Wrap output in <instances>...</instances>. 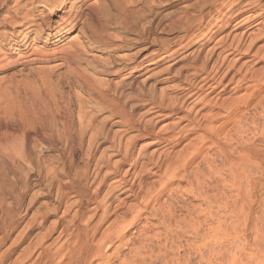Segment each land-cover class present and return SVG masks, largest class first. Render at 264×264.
I'll return each mask as SVG.
<instances>
[{
	"label": "rangeland",
	"instance_id": "1",
	"mask_svg": "<svg viewBox=\"0 0 264 264\" xmlns=\"http://www.w3.org/2000/svg\"><path fill=\"white\" fill-rule=\"evenodd\" d=\"M66 4L63 12L69 8L70 4ZM214 4L216 0H95L98 19L96 15L95 19H89L82 14L81 20L64 37L55 38L51 35L55 31V21L65 13L46 14V9L33 5L31 0H0L1 36L12 34L20 40L21 35L15 31L17 27L9 21L17 19L27 8L44 28L40 37L34 32L28 33L27 42L49 48L61 45L64 38L77 34L84 43L79 64L75 66L63 62L51 72L48 68L57 62L13 64L0 69L1 84L10 82L9 77L13 80L8 84L21 80L14 85L21 93L26 90L29 94H34L35 89L31 87L37 86L34 97L38 99V91L41 92L40 97L44 98L41 99L44 103L42 109L45 117L51 120L44 123L46 131L39 127L40 134L34 130L31 131L33 134L30 133L29 151L33 154V162L40 163L42 175L34 172L24 178L7 160L2 159L0 164V230L6 222L14 224L4 243L0 244V258L3 255L0 264L20 262L28 243L33 244L45 232L49 231L42 240L43 245L55 244L58 232L66 227L75 210L85 219L92 204L81 199L76 206L77 191L91 194L90 190L105 174L101 186L104 191L107 182L115 180L128 167L127 162L118 164L121 171L113 169V163L122 159L124 148L129 150L132 159L138 154L144 162L154 161L164 154L173 157L190 149L198 132L188 133L165 146L151 144L155 133L169 136L176 130L177 117L170 112L169 102L185 93L181 86L187 83L186 80H195L192 74L198 64L211 54L213 62L221 50V39L225 42L242 40L247 44L257 33L260 21H264V14L259 19L240 20L244 14L219 29L214 26L203 28L201 39H192L176 52L169 53L171 55L159 58L160 54H168L178 44L176 39L179 36L195 31L189 23L201 18ZM72 5L77 6L76 0ZM17 6L22 8V12ZM223 7L230 11L233 8L229 1H225ZM96 19L101 24L97 34L94 28ZM256 41L254 50L264 43ZM252 53L238 59L236 66L244 65L258 71L260 78L264 75V54L256 58L251 56ZM126 65H134V73L128 72ZM131 74L136 76L132 80L129 79ZM36 76L40 80H36ZM19 86L24 87L23 90ZM234 86L235 83H230L225 92L217 88L205 99L211 102L196 105L191 116L205 123L212 114L215 117L213 126L220 124L225 119V112L220 107L222 101L238 98L254 89L250 87L249 90L246 84L238 88ZM263 95L264 85L253 97L251 105L241 108L236 122L241 126L238 132L235 131V123L226 126L232 137V148L235 149L236 141L255 142L256 148L264 153V103H256ZM203 106L205 108L200 109ZM125 117L129 123H124ZM185 123L182 121L179 126ZM146 126L154 133L142 131L139 135L134 132V129ZM132 135L135 138L129 144L127 136ZM33 142L38 144L35 149ZM125 143L131 149L124 146ZM224 162V157L215 147L204 145L199 156L183 170V176L175 177L160 187L162 192L158 201L150 204L165 212L170 206L173 210V215L168 216L170 219L160 226L161 213L147 207L134 224L124 229L119 259L112 258V264H119L122 258H130L132 250L138 246H144L141 250L143 258L138 260L140 264H264V170L253 163L249 172L244 171L248 172V179L253 183L252 187L246 188V194L247 179L241 176L234 180ZM147 166L152 167L151 163ZM49 167L54 168L51 175L45 172ZM59 168L61 170L57 171ZM138 170L139 167H135L130 173L137 174ZM109 171L113 173L108 174ZM154 171L157 168L140 175L139 179L157 187L160 177L159 172ZM133 176L129 174L127 178L133 180ZM70 179L76 181L74 191L68 188L66 180ZM60 186L67 190L61 201L57 192ZM242 198L248 200L249 210L237 211L236 204ZM139 200V196L129 195L124 188L115 191L108 199L112 205L108 207V215L97 226L94 240L115 219L118 221L125 216L129 220L132 212L128 208ZM64 209H67L66 213H63ZM18 236L22 241L14 244ZM118 243H114L108 253L114 252Z\"/></svg>",
	"mask_w": 264,
	"mask_h": 264
},
{
	"label": "bare ground",
	"instance_id": "2",
	"mask_svg": "<svg viewBox=\"0 0 264 264\" xmlns=\"http://www.w3.org/2000/svg\"><path fill=\"white\" fill-rule=\"evenodd\" d=\"M225 1H229V5L233 6L231 11L228 8L223 7ZM263 1L264 0H216V4L207 8L205 13L203 12L204 14L201 18L191 21L190 23L188 22L190 27L195 28V31L189 32L188 35L186 33V35L179 36L176 39L179 41L175 46L176 48H171L168 54L163 52L160 54L159 58L171 55L169 53L176 52L178 48L185 46V44L192 39L196 41L201 39L204 35L203 28L206 29L214 26L216 27L215 29H219L223 25H227L231 20L244 14L245 16L240 20L247 21L248 19L252 20L261 18L264 14ZM31 2L33 5L36 4L40 6L41 9H46V14L49 15L62 11V9L67 6L66 3L70 4L67 12L62 11L65 13V16L61 15L59 16V19L55 21L56 24L53 27L55 31L51 34L55 38L64 37V34L71 30L76 23L81 20L83 17L82 14H86L89 19H95V15L97 17L98 13L95 0H76L77 6L72 5L73 0H31ZM18 7L19 6H17V9H19ZM21 9L19 10L21 11ZM205 18H207V20H205ZM9 22L10 24L12 22V25L17 27L15 31L21 35V38L18 40L12 34L7 35L6 37L0 35V69H4L5 67L13 64L26 65L29 63L57 62L54 66H49L50 68H48V71L51 72V70H54L63 62L68 66H75L79 64L78 60L80 59V53L83 52L82 50L84 48V43L78 39L79 35L74 34L70 38H64L63 41H65L61 45L45 48L34 42L31 44L26 40L28 33L34 32L38 37L42 36L44 33L42 23H38L36 21L35 15L31 12V10H27L26 8V11H23L17 19ZM238 22L239 21H236V23ZM96 23L97 26L94 28L96 30L95 33L97 34V31H100L101 24L98 20L95 22V25ZM80 31H83V29ZM255 41L260 43L264 41L263 19L260 21L257 33L252 36L250 40H248L247 44L243 43L242 40L235 41L231 39L230 42H225L224 39H221V45L219 46L221 50L217 52L216 58L213 62H211V54V56L206 57L203 63L198 64L199 66L195 67V71H193L194 73L192 74L195 80H192V78L188 81L186 80L187 83L181 86V90L185 91V93H181L179 97L172 99L169 102L168 106L170 107V112L176 114L177 117V121L175 122L176 130L169 136H161L158 133H155L154 138L151 140V144L161 143L165 146L170 142L176 141L178 138H184V136H187L188 133L198 132L188 151L181 152L173 157L164 154L158 156L154 161L151 160L150 162H144L140 160V155L138 154L134 159H132L129 150L124 148L125 150L122 154V159L113 163V169L115 172L121 171L122 169H119L118 164L125 165L127 162L128 167L123 170L122 173L120 172L121 174L116 176L115 180L107 182V187L104 191L101 190V186L105 181L103 179L105 174H102L101 179L97 182L93 189L90 190L91 194L84 190L79 191L77 189L78 200H76L74 204L78 206L81 199H84L87 203L92 204V206L88 209L86 218H81L79 216V211L75 210L71 218L67 221L66 227H63L58 232L55 244L46 247L43 245L42 240L48 235L49 231L48 233L45 232L43 236L36 240L33 244L28 243V246L23 251L24 253L21 261L17 264H92L97 260H103L99 264H112V258L117 257L119 259V252L122 247L120 241L124 234V229L127 225L134 224L147 207H151V210L155 212L159 211L161 213L160 226L164 225L166 219H170L169 217L173 215V210L170 206L167 207L165 212L160 207L155 208L150 204L158 201L162 192L159 189L160 187H162L165 183L173 181L175 177L183 176V170L199 156L202 147L206 144L209 147H215L219 154L224 157V163L234 180H236L237 177L241 178V176L247 179L245 186V192L247 194L246 188L253 186L252 180L248 179V172L253 163H257L260 166L261 171L264 170V153L262 149L260 150L256 148L257 144L255 142L249 143L245 141L244 143H241L236 141L235 149L232 148V137L231 134H229L230 130L228 132L226 126L229 123H235L236 125L237 119L241 115V108H247L251 105L253 97L255 98L257 91L264 85V75L259 78V75L257 74L258 71H252L249 68L244 67V65H240L238 67L236 66V61H238V59H241L243 56L252 53L253 51L254 52L251 56H256V58L263 56L264 43L258 45L254 50ZM173 63H171V65ZM133 66L134 65H126V68L129 67L128 72L134 73V70L132 69ZM38 75L41 76L40 74ZM81 75L84 76L83 74ZM238 75L239 77H237ZM37 77L38 76H36V78ZM129 77V79L132 80L136 76L131 74ZM39 78L40 77L36 80ZM8 79L10 82L13 80L12 78L10 79V77ZM18 81L19 80L16 82ZM20 81L18 83H20ZM14 83L12 82V84L8 85L0 83V164L2 159L7 160L11 164L12 168L16 169L24 178L34 172L40 176L43 172L39 167L40 163L38 165L33 162V154L29 151L30 133L33 132L32 130L39 133V127H41V130L44 129V131H46V128H44L46 125H44V123H48L51 120L50 117H48L50 121L47 117H45L46 113L42 109V107H44V103L42 104L44 98L40 97L41 92L38 91V89L37 91L40 94L39 98L37 99L36 96V98L34 97L37 86L35 85L36 87H31L32 89H35L34 94H29L25 92L26 90L24 93H21V90L19 91L17 89L18 87H16ZM230 83H235L234 88H238L243 84H246L247 86L245 87L249 90L250 87L254 89H251L252 91H250V93L244 94L238 98L222 101L223 103L220 107L225 112L223 115L225 119L221 121L220 124L213 126L212 121L215 117L212 114L205 119V123L200 121V119L196 120V116H191V110L196 105L203 102L210 103L211 101L205 100L208 95L213 93L219 87L221 92H225L227 85ZM21 88L23 90L24 87ZM256 103H264V95L261 96ZM204 108L205 106L200 109ZM182 112L184 113L179 114ZM121 118L123 119V117ZM182 121H186V123L179 126ZM129 122L130 120H128V118L124 120V123ZM236 127V130L235 127H232V130L238 132L241 126L237 124ZM141 129L136 128L134 129V132L139 135L142 131L149 134L154 133L153 130L148 128V126L143 127L142 130ZM44 131L43 133H45ZM45 135L50 136L48 132L45 133ZM127 137L129 142L135 138L134 135ZM119 143L120 148L121 142ZM129 144H131V142ZM37 145L38 144L36 142H33V149H35ZM127 145L128 144L125 143L124 146ZM128 148H130V146ZM149 163L152 165L151 168L147 166ZM135 167H139L137 174H133V171L130 173V171ZM155 168H157L160 177L157 181V187L153 184L148 185L142 181L141 178L139 179L140 175H143L146 172L151 173L152 169ZM59 170L61 169L59 168L57 171ZM247 170L248 172H244ZM57 171H55V175ZM157 171H154L153 173H156ZM45 172L51 175L54 173V168L49 167L45 170ZM110 173L113 172L109 171L108 174ZM129 174L134 175L133 180L127 178ZM66 181L69 189H73L74 191V189L77 188L75 180L70 179ZM134 186L136 187L134 188ZM122 188H124V191L128 192L129 195L139 196L141 201H137L136 204H133L128 208V210L130 209L132 212L129 220H127L125 216H121L118 221L115 219L110 226L104 229L100 236L94 240L93 235L96 232L97 226L108 215V207L112 205L108 202V199L115 194V191ZM57 189V192L60 194L59 201H61L63 197H66L67 190L62 186ZM196 190L200 194V189L198 187H196ZM242 193H244V190H242ZM247 203L248 200L246 198H242L241 201H238L236 204L238 209L237 211H241L243 209L249 210V205ZM66 211L67 209H64L63 213H66ZM150 214L154 216V213L150 212ZM13 226L14 224H11V221L5 223L4 228L0 230V244L4 243L8 237V232L13 229ZM20 241H22V237L18 236L14 239L13 243L15 244ZM116 242L119 243L115 246L114 252L108 253L109 249ZM142 247L144 246H138L136 249H133L130 258H122L119 264H140L141 261L138 262V260L143 258L141 252ZM2 258L3 255L1 256L0 261Z\"/></svg>",
	"mask_w": 264,
	"mask_h": 264
}]
</instances>
